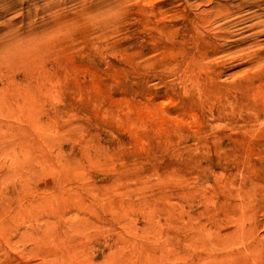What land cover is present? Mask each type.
<instances>
[{
	"label": "rangeland",
	"instance_id": "1",
	"mask_svg": "<svg viewBox=\"0 0 264 264\" xmlns=\"http://www.w3.org/2000/svg\"><path fill=\"white\" fill-rule=\"evenodd\" d=\"M263 190L264 0H0V264H264Z\"/></svg>",
	"mask_w": 264,
	"mask_h": 264
},
{
	"label": "bare ground",
	"instance_id": "2",
	"mask_svg": "<svg viewBox=\"0 0 264 264\" xmlns=\"http://www.w3.org/2000/svg\"><path fill=\"white\" fill-rule=\"evenodd\" d=\"M263 191H264V190H263ZM262 222H263V220H262ZM262 227H264V223H263Z\"/></svg>",
	"mask_w": 264,
	"mask_h": 264
}]
</instances>
